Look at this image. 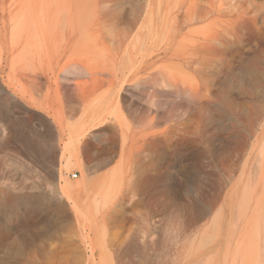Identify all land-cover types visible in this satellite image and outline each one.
I'll list each match as a JSON object with an SVG mask.
<instances>
[{
  "label": "rangeland",
  "instance_id": "1",
  "mask_svg": "<svg viewBox=\"0 0 264 264\" xmlns=\"http://www.w3.org/2000/svg\"><path fill=\"white\" fill-rule=\"evenodd\" d=\"M44 81L95 98L99 205L18 104ZM0 264H264V0H0Z\"/></svg>",
  "mask_w": 264,
  "mask_h": 264
},
{
  "label": "crops",
  "instance_id": "2",
  "mask_svg": "<svg viewBox=\"0 0 264 264\" xmlns=\"http://www.w3.org/2000/svg\"><path fill=\"white\" fill-rule=\"evenodd\" d=\"M14 93L22 108L33 112L38 111L44 116L47 124L55 130L56 138L59 137L63 143L71 139V147L66 148V157L71 153L70 160L66 162V157L60 159L62 175L69 181L71 198L83 207L93 205L96 200L99 205L101 178L116 171L117 154L115 156V150L112 154V151L102 144L99 133H93V130L84 132L80 127L82 123H89V118L93 121L98 117L96 111L90 109L96 103L94 96L81 92L80 87L77 86L70 89L60 88L56 92L52 83L47 81H44L40 90L33 93L30 86L23 90L15 89ZM22 119H25L23 115ZM27 119L30 123L29 116ZM31 124L34 126V121ZM76 129H80L82 134L72 139V132ZM33 138L32 134L22 136L28 150ZM72 172H77V175L71 177ZM60 177L59 175L60 183L66 184L62 183Z\"/></svg>",
  "mask_w": 264,
  "mask_h": 264
},
{
  "label": "bare ground",
  "instance_id": "3",
  "mask_svg": "<svg viewBox=\"0 0 264 264\" xmlns=\"http://www.w3.org/2000/svg\"><path fill=\"white\" fill-rule=\"evenodd\" d=\"M71 152V151H70ZM70 156H71V153H69V155L66 157V162H68L69 160H70ZM69 188V186H68V183L65 185V194H66V196L70 199L71 198V194H70V192L67 190Z\"/></svg>",
  "mask_w": 264,
  "mask_h": 264
},
{
  "label": "built area",
  "instance_id": "4",
  "mask_svg": "<svg viewBox=\"0 0 264 264\" xmlns=\"http://www.w3.org/2000/svg\"><path fill=\"white\" fill-rule=\"evenodd\" d=\"M77 175V172H72V173H70V176L71 177H75Z\"/></svg>",
  "mask_w": 264,
  "mask_h": 264
}]
</instances>
